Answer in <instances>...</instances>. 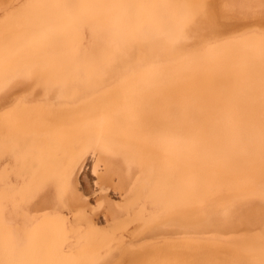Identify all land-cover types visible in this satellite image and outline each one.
Returning a JSON list of instances; mask_svg holds the SVG:
<instances>
[{
    "label": "bare ground",
    "instance_id": "6f19581e",
    "mask_svg": "<svg viewBox=\"0 0 264 264\" xmlns=\"http://www.w3.org/2000/svg\"><path fill=\"white\" fill-rule=\"evenodd\" d=\"M205 6L25 0L2 15L0 91L19 74L57 91L0 109V264H264V231L237 234L212 217L264 198V33L176 46ZM156 32L168 36L142 43ZM58 93L73 104L58 106ZM97 146L139 165L129 195L143 202L137 211L106 226L85 211L74 227L51 213L12 225L17 195L47 184L58 195V183L64 192L68 171L88 151L95 162Z\"/></svg>",
    "mask_w": 264,
    "mask_h": 264
},
{
    "label": "rangeland",
    "instance_id": "374dc122",
    "mask_svg": "<svg viewBox=\"0 0 264 264\" xmlns=\"http://www.w3.org/2000/svg\"><path fill=\"white\" fill-rule=\"evenodd\" d=\"M23 2L25 0H0V18L5 12L20 6ZM205 3L207 6V9L206 6L204 8L205 13L197 15L191 23L184 24L185 38L179 42L176 41L174 43L176 46L182 45L185 49H197L208 41H214L220 37V39H224V37L232 38L245 34L264 33V0H205ZM178 26L175 25L173 28L176 30ZM84 34L85 45L91 48L95 38L88 29L84 31ZM147 35L143 36L145 39L142 43L149 42L154 35H160L164 38L168 36L160 32ZM172 40L173 38H169L167 42ZM126 44V48L130 47L129 56L134 61L138 45L136 41H128ZM13 78L10 79L9 85L0 91V109L12 105L17 99H23L27 102H32L35 98L47 101L49 99L46 97L55 91L52 89L51 93L50 89L44 90L42 80L37 76L31 78L19 74ZM51 99L57 101V98ZM65 103L73 104L71 100L59 96L58 93V106ZM95 154V162L92 151H88L82 156L75 168L68 171L66 177L69 183L64 192H61L60 183H58V195L52 184L45 185L32 197L21 199L22 196L17 195L20 204L12 208L7 214L12 225L16 227L31 225L42 215L51 213L63 215L68 224L74 227L80 223L76 219L78 213L85 211L97 225L106 226L125 217L127 212L131 213L134 209L137 211L143 202L135 207L130 202L129 195L134 186V184L132 185L133 181L140 177L138 176L139 165L129 162L128 157L126 158L121 152L114 153L98 146ZM6 162L13 164L12 159H8ZM94 163H96L99 176L92 172ZM11 177L16 186L21 184V180L15 175L11 174ZM101 188H105V190ZM143 201L147 210L152 209L151 200L144 198ZM231 207L227 215L222 212V209H215L216 214H212V217L221 223L233 225L232 227H235L236 224L238 230L234 229H236L237 234H244V231L246 233L264 231V229L262 231L259 229L264 225V198L250 196ZM230 217L231 220H229ZM229 221L234 224L231 225ZM243 224L247 227H244Z\"/></svg>",
    "mask_w": 264,
    "mask_h": 264
}]
</instances>
